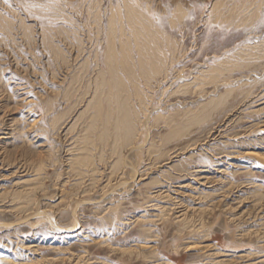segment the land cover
Masks as SVG:
<instances>
[{
  "label": "rangeland",
  "instance_id": "1",
  "mask_svg": "<svg viewBox=\"0 0 264 264\" xmlns=\"http://www.w3.org/2000/svg\"><path fill=\"white\" fill-rule=\"evenodd\" d=\"M0 264H264V0H0Z\"/></svg>",
  "mask_w": 264,
  "mask_h": 264
},
{
  "label": "bare ground",
  "instance_id": "2",
  "mask_svg": "<svg viewBox=\"0 0 264 264\" xmlns=\"http://www.w3.org/2000/svg\"><path fill=\"white\" fill-rule=\"evenodd\" d=\"M135 11V10H134ZM134 11H132V10H129V12H130V14L132 13V14H134L133 12ZM134 15H136V14H134ZM143 26H144V24L141 26L142 28H143ZM141 27H140V29H141ZM147 29H148V27H146ZM139 29V30H140ZM145 28H143V30H144ZM150 31V30H149ZM148 30H147V32L148 33H150ZM144 32V31H143ZM146 32V31H145ZM138 33H139V31H138ZM141 33V32H140ZM153 35V34H152ZM144 36V35H143ZM142 35H141V37H143ZM149 36H151V35H149ZM154 36V35H153ZM164 36V35H163ZM140 37V36H139ZM141 37H140V39H141ZM143 38H145V37H143ZM155 38V37H154ZM149 39V38H148ZM138 40V39H137ZM143 42H144V40H142ZM148 41V40H147ZM156 41V40H155ZM150 43L149 44H151V41H149ZM153 42V41H152ZM157 42V41H156ZM145 43H147V42H145ZM144 45V44H143ZM148 46V45H147ZM148 48H151V47H148ZM110 49L111 48H109V51H108V55L106 56L107 57V59H110L111 58V51H110ZM156 49V48H155ZM142 50H144V49H142ZM114 51V50H113ZM149 51H150V49H149ZM153 51V50H152ZM159 51H160V49H159ZM151 52V51H150ZM158 52V51H157ZM159 53V52H158ZM149 54H152V52L151 53H149ZM163 55V54H162ZM127 56V55H126ZM181 56V55H180ZM147 57V56H146ZM152 57L153 58H158V59H160L161 57L157 54V53H153V55H152ZM160 57V58H159ZM164 57L162 56V59H163ZM126 60V59H125ZM129 60V59H128ZM112 61V60H111ZM113 61H114V59H113ZM152 61V60H151ZM155 63H156V61H154ZM163 62V61H162ZM175 62V61H174ZM128 63H130V62H128ZM164 63V62H163ZM117 64V63H116ZM157 64H158V62H157ZM161 64V63H160ZM112 65V64H111ZM129 65H131V64H129ZM159 65V64H158ZM221 65V64H220ZM155 66V65H154ZM161 66V65H160ZM122 68V67H121ZM163 68V67H162ZM132 69V68H131ZM159 69H161L160 67H159ZM163 70V69H162ZM132 71V70H131ZM166 71V70H165ZM154 73L156 74V73H158V68L156 67L155 69H154ZM114 74H115V72H114ZM165 74V73H164ZM163 74V75H164ZM203 74V73H202ZM133 75V74H132ZM162 75V76H163ZM113 76V75H112ZM151 78H153V77H151ZM168 78V77H167ZM166 78V79H167ZM114 79V78H113ZM116 79V78H115ZM149 80V79H148ZM117 82H118V80H117ZM133 82V81H132ZM137 82V81H136ZM134 83V82H133ZM111 85V84H110ZM123 85V84H122ZM132 85H134V84H132ZM135 86V85H134ZM99 88V87H98ZM137 87H135V89H136ZM159 88V87H158ZM100 89V88H99ZM124 90V89H123ZM104 91V90H103ZM118 91H120V90H118ZM113 92V91H112ZM120 94V93H119ZM119 97V96H118ZM118 97H114V99H116L115 100V104H116V109L117 110H114V108H109V111H108V119L109 118H113L112 119V122H111V126L109 127V126H107L106 125V123L108 122L107 120L108 119H104V117L103 116H101V117H103L102 119H100L99 118V116H97V113L95 114L96 116L95 117H97L96 119H97V121L99 122V120H101L100 122H99V125L101 124L102 125V127L104 128L102 131V133H107L108 131L111 133V134H113V140H112V142L116 145V146H118V149H120L121 148V144H123V143H125V144H131V140L133 141V138H134V135H135V129H136V122H138L139 123V120H137V119H135V122H134V120L131 118V116H132V113H131V111L130 110H128V109H126V107H125V105L127 106V104H126V102H125V100H123V98H121L123 101H119V98ZM121 97V96H120ZM202 97V96H201ZM89 103V102H88ZM129 103L130 104H132L130 101H129ZM142 103H144V101L142 102ZM112 105V104H111ZM119 106H120V108H119ZM141 106V105H140ZM210 106H211V104H210ZM205 107H207V106H205ZM204 107V108H205ZM136 108V107H135ZM130 109V108H129ZM137 109V108H136ZM141 109V108H140ZM207 109V108H206ZM211 109V107L208 109V110H210ZM118 110H120V113L118 112ZM203 110H205V109H203ZM117 111V112H116ZM110 113H112V114H114V116L113 115H111L110 117H109V115H110ZM206 113H207V111H206ZM137 114V113H136ZM135 114V115H136ZM141 114V113H140ZM139 118H140V116H139ZM137 120V121H136ZM93 121V120H92ZM91 122V123H87L88 125V127H90V129L92 128V127H94V125H98V122ZM96 127V126H95ZM85 130H86V128H85ZM88 130V129H87ZM139 130V129H138ZM84 131V130H83ZM150 135V134H149ZM102 136V135H101ZM87 137V136H86ZM90 136H88V138H89ZM104 137H107V136H104ZM88 141V140H87ZM103 142H105V141H103ZM83 144V143H82ZM85 144V143H84ZM88 146V145H87ZM133 146V145H132ZM132 149V148H131ZM251 152V151H250ZM142 153V152H141ZM137 155V154H136ZM256 155V154H255ZM83 156V155H82ZM119 158H120V156H119ZM76 166V165H75ZM81 167V166H80ZM83 168V167H82ZM75 169V168H74ZM81 170V169H80ZM75 171V170H74ZM83 171V170H82ZM80 174V173H79ZM78 174V175H79ZM111 176V175H110ZM148 178V177H147ZM249 184V183H248ZM184 209V208H183ZM43 211V210H42ZM76 213V212H75ZM146 214V213H145ZM181 215V214H180ZM76 225V224H75ZM78 230V229H77ZM69 233V232H68ZM220 248V247H219ZM4 259V258H3ZM6 259H7V257H6ZM263 259V258H262ZM97 260V259H96Z\"/></svg>",
  "mask_w": 264,
  "mask_h": 264
}]
</instances>
